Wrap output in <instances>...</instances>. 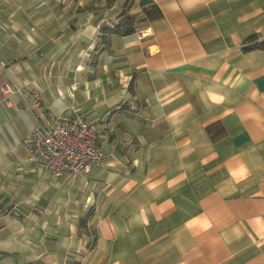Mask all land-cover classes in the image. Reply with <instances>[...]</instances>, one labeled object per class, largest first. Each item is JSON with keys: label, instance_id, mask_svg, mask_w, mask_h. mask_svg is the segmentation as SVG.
<instances>
[{"label": "crops", "instance_id": "1", "mask_svg": "<svg viewBox=\"0 0 264 264\" xmlns=\"http://www.w3.org/2000/svg\"><path fill=\"white\" fill-rule=\"evenodd\" d=\"M18 1L0 0V206L18 213L0 216V264H264V53L241 49L264 39V0H57V33L4 14ZM125 3L160 17L95 50ZM32 90L91 125L102 165L54 177L30 159Z\"/></svg>", "mask_w": 264, "mask_h": 264}, {"label": "built area", "instance_id": "2", "mask_svg": "<svg viewBox=\"0 0 264 264\" xmlns=\"http://www.w3.org/2000/svg\"><path fill=\"white\" fill-rule=\"evenodd\" d=\"M1 91L7 94L9 88L5 86ZM30 95L36 126L23 141V147L34 163L54 177L85 175L104 163L97 134L82 116H54L41 106L37 90ZM1 215L18 216V213L14 208L0 206Z\"/></svg>", "mask_w": 264, "mask_h": 264}, {"label": "trees", "instance_id": "3", "mask_svg": "<svg viewBox=\"0 0 264 264\" xmlns=\"http://www.w3.org/2000/svg\"><path fill=\"white\" fill-rule=\"evenodd\" d=\"M127 4L123 5L121 13L117 16L115 22L111 24H105L100 27V33L98 35V43L95 47V50L100 52L107 51L109 49V37L110 36H129L133 34L136 30L137 24L141 20L151 21L160 17V12L157 8L152 7L146 9L140 16L129 13V8H126ZM242 51H261L264 53V39L260 40L256 34L248 36L242 43ZM210 131V128L207 129ZM214 140L215 136H211ZM88 216L81 220V224L86 223Z\"/></svg>", "mask_w": 264, "mask_h": 264}, {"label": "rangeland", "instance_id": "4", "mask_svg": "<svg viewBox=\"0 0 264 264\" xmlns=\"http://www.w3.org/2000/svg\"><path fill=\"white\" fill-rule=\"evenodd\" d=\"M27 1L28 0H26L23 3L21 1H18L17 2L18 4H15L12 9L7 8L6 10H4V14L5 13L11 14L12 11L15 14L23 13V15H27V16H30L32 14H37V15H41V14L43 15L44 14L46 20L44 23L40 24L39 26L42 27L43 30L46 31V33L55 32V31L57 33V22H54L55 20H57V0H29V3ZM63 1H65V0H63ZM37 2H39V3H37ZM59 9H63L64 11L69 10V8L65 7V6L58 8V10ZM95 10L99 11L100 9H99V7H95ZM9 25L10 24H8V23L0 24V31H1V28L3 30H6V31L9 30L10 29ZM18 25L25 26L24 27L25 29H30L34 26V23H30V22L29 23H18ZM70 29L74 30V28L72 26H70ZM99 33H100V30L97 32V38H98ZM72 39L73 40H70V41H72L71 43H73L75 41L74 38H72ZM44 40L46 42V45L57 43V37H55V34H54V36H50L49 38L44 39ZM66 42H65V44H66ZM46 47H48V46H46ZM48 57H49L50 61L48 62L47 75L50 73V70L54 66L55 61H57V52L51 51V54ZM63 57L69 58V55L67 53H65V54H63ZM131 107L132 106L127 108V110L132 111V109H130Z\"/></svg>", "mask_w": 264, "mask_h": 264}]
</instances>
